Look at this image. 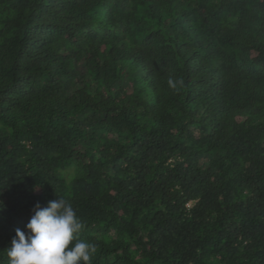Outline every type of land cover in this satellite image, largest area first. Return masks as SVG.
<instances>
[{
	"label": "trees",
	"instance_id": "trees-1",
	"mask_svg": "<svg viewBox=\"0 0 264 264\" xmlns=\"http://www.w3.org/2000/svg\"><path fill=\"white\" fill-rule=\"evenodd\" d=\"M56 198L92 264H264V0H0V264Z\"/></svg>",
	"mask_w": 264,
	"mask_h": 264
},
{
	"label": "clouds",
	"instance_id": "clouds-1",
	"mask_svg": "<svg viewBox=\"0 0 264 264\" xmlns=\"http://www.w3.org/2000/svg\"><path fill=\"white\" fill-rule=\"evenodd\" d=\"M168 83L175 87L172 80ZM33 213L26 231L15 230L7 247L8 264H92L96 246L77 239L84 223L67 199L56 198L44 207L37 203Z\"/></svg>",
	"mask_w": 264,
	"mask_h": 264
},
{
	"label": "rangeland",
	"instance_id": "rangeland-1",
	"mask_svg": "<svg viewBox=\"0 0 264 264\" xmlns=\"http://www.w3.org/2000/svg\"><path fill=\"white\" fill-rule=\"evenodd\" d=\"M71 173H67L66 175H65V177H68V175H70Z\"/></svg>",
	"mask_w": 264,
	"mask_h": 264
}]
</instances>
